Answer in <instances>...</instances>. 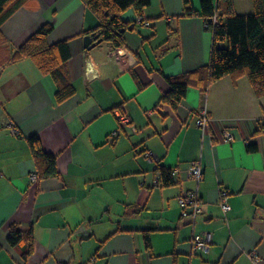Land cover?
<instances>
[{
  "label": "crops",
  "instance_id": "obj_1",
  "mask_svg": "<svg viewBox=\"0 0 264 264\" xmlns=\"http://www.w3.org/2000/svg\"><path fill=\"white\" fill-rule=\"evenodd\" d=\"M193 4L198 9L199 0ZM234 6L239 14L253 11L251 0ZM182 12V0H150L142 15L151 25H132L137 15L128 9L124 45L101 41L90 49L83 37L98 19L81 0H27L2 23L0 264H264V95H255L246 76H224L205 93L190 83L176 107L161 102L167 78L209 61L210 30L199 15ZM45 23L52 24L47 42L67 40L70 52L74 93L61 102L50 74L28 57L10 59ZM203 108L211 118L205 134L194 122ZM120 111L137 133L119 128ZM223 129L231 142L222 141ZM32 135L58 171L34 184ZM195 159L203 171L198 183L188 173ZM157 166L176 170L172 185L154 184ZM192 189L201 201L194 222L178 204ZM12 225L21 232L14 245L7 240ZM197 233L209 235L208 252H191Z\"/></svg>",
  "mask_w": 264,
  "mask_h": 264
},
{
  "label": "trees",
  "instance_id": "obj_2",
  "mask_svg": "<svg viewBox=\"0 0 264 264\" xmlns=\"http://www.w3.org/2000/svg\"><path fill=\"white\" fill-rule=\"evenodd\" d=\"M27 0H0V27L14 11ZM97 17L96 27L87 31L98 34L102 41H107L112 47L124 45V31L130 27V22L122 19V14L132 9L136 15H142L150 0H81ZM253 11L239 14L234 6V0H199L198 9L193 0H182V15L191 17L199 15L207 23V29L212 34L209 61L205 66L187 73L167 78L170 88L161 97V102H167L176 107L186 94L187 86L193 83L202 93L210 84L224 76H230L233 81L246 76L255 95H264V0H251ZM216 14V22L209 21ZM133 21L131 24L133 25ZM52 30L51 23H45L34 32L10 59L30 58L42 73L52 76L56 84L55 98L58 102L65 100L74 93L67 61L70 52L67 40L53 44L47 42V35ZM7 45L0 30V46ZM27 142L34 157L39 178L57 176L56 158L44 151L36 135L29 136ZM256 147L248 146L249 151ZM160 182L169 186L174 183L170 170L159 168ZM21 238V232L15 225L10 226L7 240L16 244ZM146 246L149 247V237L145 235ZM31 244L29 245V250Z\"/></svg>",
  "mask_w": 264,
  "mask_h": 264
},
{
  "label": "built area",
  "instance_id": "obj_3",
  "mask_svg": "<svg viewBox=\"0 0 264 264\" xmlns=\"http://www.w3.org/2000/svg\"><path fill=\"white\" fill-rule=\"evenodd\" d=\"M217 15L214 14L209 21L216 22ZM134 22L151 25V21L144 18L143 15H137ZM207 27V23L204 22ZM117 121L119 128L127 127L130 133H137L139 130L134 124L128 113L125 111H120L117 113ZM195 124L198 126L201 131L205 133H209L211 126V118L209 117L206 109H201L195 118ZM6 127L9 128L11 134H18V129L14 126L11 120H6ZM118 131L115 130L112 132V135H117ZM221 139L224 142H231L234 139V135L229 129H223L221 133ZM248 144V142H246ZM145 156L151 160H156L158 162V157L155 156L152 152L146 151ZM176 173L175 169L170 170L171 176ZM189 176L195 181L200 182L203 177V171L201 167V162L199 159L192 160L188 167ZM39 176L37 171H31L29 173V182L30 184H34L38 181ZM160 183L159 175H156L154 178V184L157 185ZM178 204L181 208L182 215L188 216L192 222L196 219V217L201 213V201L196 189L187 190L181 193L178 197ZM220 205L223 211H228L230 209V205L227 201V193L225 191H221L220 196ZM191 252L193 254L197 253H206L210 247V238L208 234L197 233L194 234L190 240ZM252 257L255 258V254H251Z\"/></svg>",
  "mask_w": 264,
  "mask_h": 264
},
{
  "label": "water",
  "instance_id": "obj_4",
  "mask_svg": "<svg viewBox=\"0 0 264 264\" xmlns=\"http://www.w3.org/2000/svg\"><path fill=\"white\" fill-rule=\"evenodd\" d=\"M101 41H102V39L100 37H98V34L88 33V34L84 35V37H83V46L85 48L90 49Z\"/></svg>",
  "mask_w": 264,
  "mask_h": 264
},
{
  "label": "rangeland",
  "instance_id": "obj_5",
  "mask_svg": "<svg viewBox=\"0 0 264 264\" xmlns=\"http://www.w3.org/2000/svg\"><path fill=\"white\" fill-rule=\"evenodd\" d=\"M238 2H240V3H243V0H237Z\"/></svg>",
  "mask_w": 264,
  "mask_h": 264
}]
</instances>
